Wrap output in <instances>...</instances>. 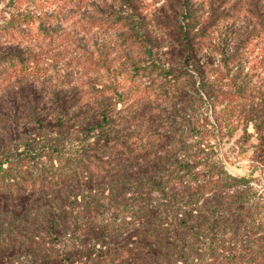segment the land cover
I'll list each match as a JSON object with an SVG mask.
<instances>
[{
	"label": "trees",
	"instance_id": "1",
	"mask_svg": "<svg viewBox=\"0 0 264 264\" xmlns=\"http://www.w3.org/2000/svg\"><path fill=\"white\" fill-rule=\"evenodd\" d=\"M73 12L63 5L50 13L17 12L0 25V91L13 81L44 76L46 69L30 63L35 57L23 49L58 40L59 26ZM183 29L178 44L191 69L183 63L173 75L152 61L156 68L136 75L149 85L131 94L141 96L132 106H172L183 100L178 92L184 86L197 93L196 83L206 74L189 57L194 45ZM125 41L130 47L137 42L130 36ZM232 88L246 97L243 83ZM110 107L99 104L79 120L62 111L45 127L35 121L33 131L8 147L0 143V264H240L234 254L232 261L218 262L220 245L249 244L253 236L264 254V227L251 218L248 205L250 181L215 158L196 121L187 119L183 131L167 120L171 129L161 139L155 131L130 130L142 120L139 110L112 116ZM29 109L35 113L34 106ZM255 130L262 147L264 121Z\"/></svg>",
	"mask_w": 264,
	"mask_h": 264
},
{
	"label": "rangeland",
	"instance_id": "2",
	"mask_svg": "<svg viewBox=\"0 0 264 264\" xmlns=\"http://www.w3.org/2000/svg\"><path fill=\"white\" fill-rule=\"evenodd\" d=\"M61 5L74 11L59 26L61 37L23 49L35 57L30 63L46 69L44 76L13 81L0 91V143L8 147L15 137L33 131L35 121L43 120L45 127L62 111L66 117L87 119L104 103H110L112 116L139 110L142 120L136 127L131 124L130 130L148 135L155 131L157 138L171 129L167 120L183 131L187 119L196 121L203 130V143L212 147L215 158L231 174L250 181L246 187L250 215L264 227V145L259 147L255 130L264 121V0H0V25L17 12L50 13ZM179 26L189 31L194 45L189 57L206 74L204 82L196 83L197 93L184 86L178 92L183 100L177 104L174 100L172 106L147 108V101L132 106L141 96L131 94L149 85L140 83L144 79L136 75L144 68H156V64L151 67L152 61L173 75L183 63L191 69L178 44ZM128 36L136 38L141 48L128 46ZM232 83H243L246 97L235 94ZM129 105L132 109L126 111ZM29 106L35 107V113ZM256 238L244 245L221 244L218 262L235 256L240 264H252L251 260L264 264ZM204 247L207 251L210 245ZM252 251L258 254L249 260ZM208 254L204 252L205 262Z\"/></svg>",
	"mask_w": 264,
	"mask_h": 264
}]
</instances>
